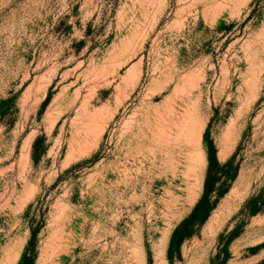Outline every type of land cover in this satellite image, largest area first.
Returning <instances> with one entry per match:
<instances>
[{
  "label": "rangeland",
  "instance_id": "rangeland-1",
  "mask_svg": "<svg viewBox=\"0 0 264 264\" xmlns=\"http://www.w3.org/2000/svg\"><path fill=\"white\" fill-rule=\"evenodd\" d=\"M25 257L264 264V0H0V264Z\"/></svg>",
  "mask_w": 264,
  "mask_h": 264
},
{
  "label": "trees",
  "instance_id": "trees-1",
  "mask_svg": "<svg viewBox=\"0 0 264 264\" xmlns=\"http://www.w3.org/2000/svg\"><path fill=\"white\" fill-rule=\"evenodd\" d=\"M232 165V160L229 161L225 166L220 167L219 164L217 163V161L212 162L210 164L208 173H207V177H206V181H205V185H204V192L202 195L201 200L199 201V203L197 204L195 210L193 211V213L191 214V216L185 221L183 222V224H181L177 230L175 231L173 238H172V242H174V239L179 235L180 231L186 226L189 225L190 223H193L195 221H200V223L204 222L207 217H208V213H209V207L211 205V198L212 196L215 194L218 195V198L222 197L224 195V192H220L221 187L224 185V183L221 184V186L219 187V189H217V193H216V189L215 186L217 183H221L220 181H222L223 179L219 178L220 175V170H224V169H229ZM228 178V177H226ZM227 190H225L226 192ZM203 207H206L207 209L203 210ZM188 236V235H183ZM35 238L36 235L35 233H33L32 236V240H31V245L34 244L35 242ZM32 260L29 257H25L24 258V264H31Z\"/></svg>",
  "mask_w": 264,
  "mask_h": 264
},
{
  "label": "bare ground",
  "instance_id": "bare-ground-1",
  "mask_svg": "<svg viewBox=\"0 0 264 264\" xmlns=\"http://www.w3.org/2000/svg\"><path fill=\"white\" fill-rule=\"evenodd\" d=\"M182 125V124H181ZM196 130V129H195ZM193 136H196V135H193ZM194 138V137H193ZM191 140V139H190ZM88 146V145H87Z\"/></svg>",
  "mask_w": 264,
  "mask_h": 264
}]
</instances>
